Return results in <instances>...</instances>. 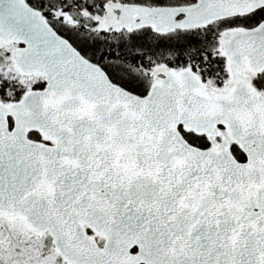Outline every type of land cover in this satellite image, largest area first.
<instances>
[{"label": "snow or ice", "instance_id": "obj_1", "mask_svg": "<svg viewBox=\"0 0 264 264\" xmlns=\"http://www.w3.org/2000/svg\"><path fill=\"white\" fill-rule=\"evenodd\" d=\"M0 264H264V0H0Z\"/></svg>", "mask_w": 264, "mask_h": 264}]
</instances>
